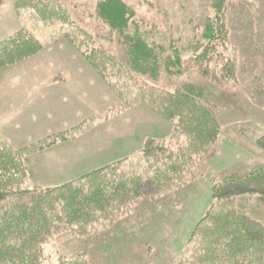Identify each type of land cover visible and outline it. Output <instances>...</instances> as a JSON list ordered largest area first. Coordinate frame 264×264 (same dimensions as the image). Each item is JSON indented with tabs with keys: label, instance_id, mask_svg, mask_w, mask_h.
Wrapping results in <instances>:
<instances>
[{
	"label": "trees",
	"instance_id": "trees-1",
	"mask_svg": "<svg viewBox=\"0 0 264 264\" xmlns=\"http://www.w3.org/2000/svg\"><path fill=\"white\" fill-rule=\"evenodd\" d=\"M13 2L18 11L32 8L46 22L63 23L66 41L120 99L108 117L143 103L175 123L170 138H145L138 155L53 186L29 184V157L74 138L91 127V117L20 147L0 134V264H52L45 245L56 236L89 238L129 216L141 201L197 184L221 133L215 110L237 102L231 84L240 82L239 56L229 44L227 21L231 0H212L211 15L193 26L192 35L168 41L158 21L139 16L127 0H92L76 15L62 0ZM43 48L32 30H15L0 40V72ZM188 71L203 79L181 80ZM164 78L173 88L156 83ZM179 78L182 83L173 84ZM256 143L264 148V134ZM211 180L212 202L191 229L177 264H264V221L237 202L254 196L264 205V166L222 170ZM58 264L91 259L83 251L61 255Z\"/></svg>",
	"mask_w": 264,
	"mask_h": 264
},
{
	"label": "rangeland",
	"instance_id": "rangeland-1",
	"mask_svg": "<svg viewBox=\"0 0 264 264\" xmlns=\"http://www.w3.org/2000/svg\"><path fill=\"white\" fill-rule=\"evenodd\" d=\"M62 1L74 15L84 14L85 3H92ZM127 1L136 6L139 16L158 21L167 41L172 35H192L193 26L212 13V0ZM227 21L231 31L229 44L236 46L239 56L240 82L231 84L237 91V102L233 107L219 106L215 110L221 133L214 154L207 160V169L201 167L197 174V184L143 200L129 216L89 238L56 236L45 245L52 264H58L61 255L83 251L88 253L91 264H177L191 229L212 202L211 177L222 170L245 172L264 166V148L256 143V138L264 134V0H231ZM62 25L44 21L32 8L18 11L13 0L0 4V40L25 27L44 44L37 54L0 72V111L19 109L23 120H28L20 130L0 120V134L20 147L70 130L91 117V127L74 138L30 156L31 185H58L118 160L123 151L128 156L138 155L142 147L139 137L170 138L175 128L174 121L160 117L143 103L119 111H130V118H120V113L108 117L120 99L66 41ZM41 76L55 79L54 84H18ZM185 78L203 79L188 71L182 79H174L173 84H180ZM156 83L173 88L165 78ZM40 87L47 89L41 91ZM10 100L14 106L8 108ZM115 116L123 133L109 129L111 125L118 127L107 122ZM131 127L133 134L128 133ZM237 202L240 209L246 207L248 214L264 221V205L254 196L238 197Z\"/></svg>",
	"mask_w": 264,
	"mask_h": 264
},
{
	"label": "crops",
	"instance_id": "crops-1",
	"mask_svg": "<svg viewBox=\"0 0 264 264\" xmlns=\"http://www.w3.org/2000/svg\"><path fill=\"white\" fill-rule=\"evenodd\" d=\"M26 80H28V81L27 82H18V84L25 83V84H50V85H53L54 82H55V79H53L51 77H43V76L37 77V78H32V79H26ZM13 83H15V82H13ZM38 89L41 90V91H45L47 89V87H40ZM31 90H32V88H31ZM7 106H8V108L14 106V102L10 100L9 103L7 104ZM129 112L130 111H123L119 115L120 118H126V119L130 118L129 117V114H130ZM22 115H23V111H20L19 109L17 111H0V120H2L4 123H9V125L12 126L13 129L20 130L19 127H21L22 123L23 124H28V120L24 121L23 118H22ZM111 118H112V120L111 119H107L108 124L110 125V121H111V124H116L115 120H118V117L115 116V117H111ZM116 125L118 126L117 128H114L113 125H111L109 129H112L113 132L117 131L119 133H123V127L121 129L119 124H116ZM128 133L129 134H133L132 133V127L129 129ZM144 138L145 137H139L137 139L139 145H142L143 141L145 140ZM127 155H130V154H127V152L123 151L122 154H120L119 158L127 156ZM31 158L32 157L29 158V165L31 164ZM31 167H32V165H31ZM36 185H38V184H36Z\"/></svg>",
	"mask_w": 264,
	"mask_h": 264
}]
</instances>
